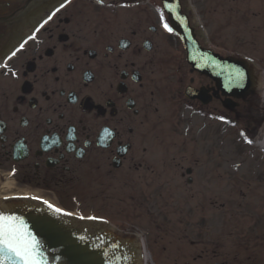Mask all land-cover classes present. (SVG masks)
Instances as JSON below:
<instances>
[{"label": "flooded vegetation", "instance_id": "af4514ba", "mask_svg": "<svg viewBox=\"0 0 264 264\" xmlns=\"http://www.w3.org/2000/svg\"><path fill=\"white\" fill-rule=\"evenodd\" d=\"M179 3L199 45L210 49ZM258 22L247 26L263 33L264 21ZM165 23L160 0H0V200L8 206L33 200L39 208L76 215L113 209L131 213L136 221L129 227L145 221L155 230L169 228L176 215L181 236L174 264H264L258 168L249 171L254 183L242 179L240 188L226 160L227 192H237L241 205L216 204L217 158L211 159L215 189L208 205H168L175 178L191 185L193 170L170 175L180 161L158 157L155 134L167 122L180 124L192 108L212 112L226 136L242 121L241 135L254 138L264 121V107L257 105L264 97L250 76L247 92L235 98L232 86L222 90L193 70ZM187 89L198 96H186ZM218 224L225 228L219 231ZM131 236L140 254L146 234Z\"/></svg>", "mask_w": 264, "mask_h": 264}, {"label": "rangeland", "instance_id": "374dc122", "mask_svg": "<svg viewBox=\"0 0 264 264\" xmlns=\"http://www.w3.org/2000/svg\"><path fill=\"white\" fill-rule=\"evenodd\" d=\"M155 1L158 2V0ZM181 1L201 42L221 55L246 59L251 64L250 68L256 78L264 84V32L250 31L251 28L248 27L256 25L257 20H259L258 23L264 21V0L261 2L259 0ZM249 9L258 11L263 18H253L250 16ZM257 105L260 109L264 107V99L259 100ZM184 114V121L180 124L176 122L175 127L172 126V123L167 122L154 137V143L158 147V157H168L180 161V166H170V175L184 173L186 168L193 170L191 185H188L180 177L175 178V188L170 193L168 205L194 207L198 201L201 205L209 204L210 190L214 188L212 183L214 171L211 166L213 158H217V162L221 165L217 169V174L221 177L217 179V187L215 186L218 191L216 204L224 203L227 206L243 204V198L239 197L237 192L235 193L237 195H230L227 192L231 182L227 181L225 163L227 160L235 168L233 181L237 185L239 183L240 188L242 179H246L251 184L254 183V177L249 172L253 168L259 169V174L264 180V154L249 143L253 136L241 135L240 130L244 125L242 121L233 123L230 126V134L226 136L215 124L216 117L212 112L196 113L191 108L186 109ZM261 115L264 120V113L262 112ZM238 164L240 165L237 166ZM80 215L105 219L111 226L122 232L138 233L143 237L146 234V248L153 256V260L149 264H174L177 262L171 255L176 253L175 248L177 249L179 244L176 239L181 236L180 226L175 223L176 215L170 216L171 226L164 230L148 228L144 224L145 221L141 225H137V228L129 227L126 225L127 223L133 224L136 221L132 218L131 213L122 214L113 209L96 213L84 211ZM217 228L220 231L225 228V225L218 224ZM160 238L163 240L158 241L157 239ZM222 238L227 239L224 236ZM224 244L223 247L229 249V244L227 245L225 242ZM163 246L167 248L166 251L161 250ZM154 255L157 260H154ZM232 263L254 264L251 262Z\"/></svg>", "mask_w": 264, "mask_h": 264}, {"label": "water", "instance_id": "95a60500", "mask_svg": "<svg viewBox=\"0 0 264 264\" xmlns=\"http://www.w3.org/2000/svg\"><path fill=\"white\" fill-rule=\"evenodd\" d=\"M160 1L169 26L177 34L185 52L186 62L191 68L214 80L222 90L226 89L227 85L232 86L235 98L243 96L249 87L250 69L246 61L231 56L222 57L210 49L201 47L187 16L181 12L179 0ZM194 91L187 89L185 94L195 98L198 92ZM26 206L30 207V211L24 210ZM0 212L21 217L25 221L28 230L40 242L42 264H125L129 261L135 262L139 257L142 264V251L138 254L132 233L119 231L101 220L83 218L62 211L56 213L54 209L45 210L33 201L15 206H8L0 201ZM38 221H54L56 228L40 226ZM110 228V231L118 235L110 232ZM7 264L14 262L8 261Z\"/></svg>", "mask_w": 264, "mask_h": 264}, {"label": "snow or ice", "instance_id": "6c2138e0", "mask_svg": "<svg viewBox=\"0 0 264 264\" xmlns=\"http://www.w3.org/2000/svg\"><path fill=\"white\" fill-rule=\"evenodd\" d=\"M102 2L103 0H97V3ZM164 28L168 32L172 31L167 23L164 24ZM44 203L47 204V201ZM48 207L52 208V205L48 204ZM54 211L59 213L61 210L56 208ZM37 224L50 229L56 228L54 221H38ZM42 260L40 242L28 230L25 221L21 217L0 212V264H7L8 261L14 264H42Z\"/></svg>", "mask_w": 264, "mask_h": 264}, {"label": "bare ground", "instance_id": "6f19581e", "mask_svg": "<svg viewBox=\"0 0 264 264\" xmlns=\"http://www.w3.org/2000/svg\"><path fill=\"white\" fill-rule=\"evenodd\" d=\"M250 76V82L254 87H258L260 91V97L261 99L264 97V90L261 88L259 81L255 78V73L251 70L249 73ZM250 144L255 146L258 150H260L264 154V121L259 127V131L257 133V136L250 140ZM5 195L2 191H0V199H2V196ZM2 201V200H0ZM141 251H142V264H149L151 261V258L149 256V253L147 249L144 247V244L141 245Z\"/></svg>", "mask_w": 264, "mask_h": 264}]
</instances>
